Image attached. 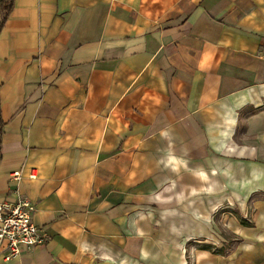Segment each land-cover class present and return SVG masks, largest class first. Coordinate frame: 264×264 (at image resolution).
I'll use <instances>...</instances> for the list:
<instances>
[{
	"label": "crops",
	"instance_id": "0c3cea01",
	"mask_svg": "<svg viewBox=\"0 0 264 264\" xmlns=\"http://www.w3.org/2000/svg\"><path fill=\"white\" fill-rule=\"evenodd\" d=\"M0 116V264H264V0H13Z\"/></svg>",
	"mask_w": 264,
	"mask_h": 264
},
{
	"label": "built area",
	"instance_id": "2783aa9c",
	"mask_svg": "<svg viewBox=\"0 0 264 264\" xmlns=\"http://www.w3.org/2000/svg\"><path fill=\"white\" fill-rule=\"evenodd\" d=\"M29 178L36 180L38 177L32 170ZM20 179L19 171L10 176V181L19 182ZM34 210L30 201L21 196L13 201L0 200V257L4 263L45 242L44 231L32 221Z\"/></svg>",
	"mask_w": 264,
	"mask_h": 264
},
{
	"label": "trees",
	"instance_id": "16d2710c",
	"mask_svg": "<svg viewBox=\"0 0 264 264\" xmlns=\"http://www.w3.org/2000/svg\"><path fill=\"white\" fill-rule=\"evenodd\" d=\"M13 7V0H1L0 1V28L3 26L9 13ZM2 121L0 116V133H1Z\"/></svg>",
	"mask_w": 264,
	"mask_h": 264
},
{
	"label": "rangeland",
	"instance_id": "374dc122",
	"mask_svg": "<svg viewBox=\"0 0 264 264\" xmlns=\"http://www.w3.org/2000/svg\"><path fill=\"white\" fill-rule=\"evenodd\" d=\"M248 209H250V207H248ZM219 211V210H218ZM243 221V220H242ZM249 218L246 216L245 220L243 221L247 226H249ZM225 228H222L220 231V234H222L223 238L225 240H228L229 242L235 241V237H233L231 234H229L226 230H224Z\"/></svg>",
	"mask_w": 264,
	"mask_h": 264
}]
</instances>
